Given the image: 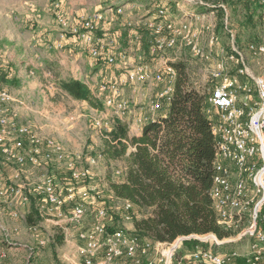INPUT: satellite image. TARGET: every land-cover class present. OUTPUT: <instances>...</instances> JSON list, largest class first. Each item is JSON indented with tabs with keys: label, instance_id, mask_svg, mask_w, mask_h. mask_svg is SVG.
<instances>
[{
	"label": "built area",
	"instance_id": "obj_1",
	"mask_svg": "<svg viewBox=\"0 0 264 264\" xmlns=\"http://www.w3.org/2000/svg\"><path fill=\"white\" fill-rule=\"evenodd\" d=\"M184 2L207 10L223 8L227 11L225 5L215 6L204 0ZM178 4L175 9H179ZM123 10L124 7H119L115 15L123 14ZM173 11L168 2L158 5L154 18L144 24L151 36L149 53L152 61H159V69L152 71L149 64H134L126 52L120 54L126 71L121 83L153 81L161 86L148 105L151 117L140 120L144 126L167 116L178 78L172 63L175 58L160 55L166 52L176 55L185 47L195 57L211 61L218 46L219 37L211 17L191 10L179 16ZM58 20L63 27L68 25L63 16ZM103 20V12H93L82 17L72 33L89 47L93 59L115 65L118 61L113 52L115 44L98 35ZM133 26L128 23V27ZM205 33L209 34V51L200 44ZM66 38L62 36L63 40ZM137 39L140 41L139 34ZM249 51L263 55L264 46L251 44ZM229 59L237 64L238 74L229 75L227 65L219 62L212 73L214 84L207 93V114L212 121L216 150L210 196L219 225L235 233L233 241H251L247 255L215 252L212 242L221 244L223 241L214 234L180 236L171 242H160L142 239L135 228H117L108 208L98 202V188L92 184L94 173L80 166L81 160L89 167L95 166L105 156L84 158L32 126L19 123L18 101L1 85L0 204L26 207L36 199L40 212L58 225L78 226V264H264V78L250 73L237 48L234 47ZM120 86L118 81H104L98 93L108 107L123 114L130 106L128 101L119 99ZM54 164L63 165L64 178L46 170ZM8 168L11 174L6 175ZM29 169H45V172L30 180L26 176ZM124 172L118 174L124 175ZM121 201L124 221L133 223L134 205ZM11 216L19 218L17 212H12ZM87 221L91 222L89 226ZM191 240L207 247L199 245L182 255L185 243ZM40 242L45 244L43 240Z\"/></svg>",
	"mask_w": 264,
	"mask_h": 264
},
{
	"label": "rangeland",
	"instance_id": "obj_2",
	"mask_svg": "<svg viewBox=\"0 0 264 264\" xmlns=\"http://www.w3.org/2000/svg\"><path fill=\"white\" fill-rule=\"evenodd\" d=\"M204 1L215 6L225 5L227 16L222 15L218 9L207 10L195 7L188 5L184 0H133L130 2L129 8H124L123 14L116 15L122 18L121 20L119 18L120 22L112 23L109 33V38L115 40L114 44L117 45L116 50L113 51L118 59L115 65L93 59L89 47L83 44L94 65H85L86 73L82 76H84L83 80L85 79L88 83L80 81L87 84L92 93L96 95L95 97L102 102L103 107L99 110L85 101L74 99L63 90L64 82L76 80L74 76H79L74 69L77 63L71 56L72 52L70 53L65 45L70 38L77 39L72 31L78 26L82 16H89L93 14L95 8L99 9L101 5L106 4L103 22L108 18L106 23L108 24L114 20L112 16L114 12L110 13L109 10L114 8L113 11H116L119 7L114 6L115 3L112 0H0V85L17 99L19 123L28 124L40 133L56 139L68 150L73 143H77L79 151L69 150V152L82 154L84 158L86 156L98 157L103 154L104 142L108 138L106 134L117 123L123 122L130 125L136 118L135 114L147 112L150 101L161 89V86L153 81L144 84L121 83V79L126 75L125 66L120 59L121 52H126L133 59L134 64L140 62L149 64L152 71L159 69L160 65L159 61H152L153 57L150 53L143 51L142 45L141 55L140 51L130 49L133 46L130 42V45L128 43L125 47L122 44L123 41L122 43L119 41V37L116 39L115 33L120 29L124 32H129L127 29L138 32L135 30L137 25L145 23L150 16L155 15L157 6L166 2L176 15H179V12L175 11L176 4L180 3L185 9L196 11V14L208 15L211 17L212 24L215 25V33L219 37V42L211 61L195 57L185 47L181 48L176 55L169 52L160 55L169 59L175 58L172 60L173 65L178 62L185 63L195 88L209 93L214 84L212 73L219 62L227 65L229 75L238 74L237 64L229 59L233 55L234 47L242 53L250 73L264 78V54L255 55L249 51L251 44L264 46V4H260L264 1ZM79 8L86 10L83 11L81 17L78 16V12L81 11L78 10ZM60 15L68 21L66 27L59 23ZM128 22L133 23L134 26L128 28ZM200 25H202L201 22H199V27ZM48 34L52 35L47 36ZM63 35L67 36L65 40L62 39ZM106 38L109 42L108 37ZM129 40L136 42L135 36ZM76 42L83 43L79 40ZM200 44L207 51L210 50L208 33L202 35ZM134 48H136L135 45ZM99 70L104 71L101 77L97 76ZM106 72L115 75L112 82L118 81L121 84L119 99L128 101L130 106L126 113H117L114 108L108 107L98 93L100 84L107 81ZM3 76L6 80H3ZM136 119L135 122L139 123ZM133 149L131 147L129 153ZM80 166L94 173L92 184L98 188L100 196L98 202L108 208L117 228L127 229L134 226L133 223L124 221L123 202L117 199L110 189L111 182L123 180L124 175L118 173L126 171L124 162L111 161L105 157L92 167L81 160ZM62 169H64L63 165L54 164L46 170L53 171L64 178L65 173ZM43 172L45 169H29L26 176L30 180H35ZM8 174H11L10 168L6 171V175ZM33 210H36L33 214L36 223L32 224L35 229L31 230L28 215L33 213ZM12 212H17L19 218H12ZM141 216V212L136 213L137 218ZM48 219L51 218L40 212L36 199H32L26 207L0 204V221L4 220L3 228L0 229V234L3 236L0 237L5 239L2 245L5 246L4 253L6 254L2 260L3 264H73L65 253L71 251L68 242L74 240L72 233L74 231L77 234L78 226L65 224L61 227L54 224L56 227L46 229L44 224ZM87 223L88 226L91 224L90 221ZM39 233L45 244H41L37 239V242L33 241L36 238L34 234ZM234 238V236L226 238L221 244L212 242L213 250L220 254L237 252L247 255L251 241L248 239L233 241ZM189 251L190 249H185L182 255H187Z\"/></svg>",
	"mask_w": 264,
	"mask_h": 264
},
{
	"label": "trees",
	"instance_id": "obj_3",
	"mask_svg": "<svg viewBox=\"0 0 264 264\" xmlns=\"http://www.w3.org/2000/svg\"><path fill=\"white\" fill-rule=\"evenodd\" d=\"M218 10L227 16L223 8ZM128 34L123 33L125 47ZM140 34L143 51L149 53L150 32L142 30ZM173 66L178 78L167 116L147 124L140 137H131L129 125L123 122L106 134L104 156L123 161L126 168L124 180L111 182L110 189L117 199L134 205L133 224L142 239L171 242L180 236L207 234L220 240L230 238L235 233L219 225L210 196L216 150L212 121L207 114V93L194 87L185 63ZM62 88L95 109L103 107L80 80H68ZM131 147L134 150L129 153ZM35 212L28 215L31 225L36 223ZM137 212L142 213L140 218L136 217ZM199 245L207 247L191 240L185 243V249Z\"/></svg>",
	"mask_w": 264,
	"mask_h": 264
},
{
	"label": "crops",
	"instance_id": "obj_4",
	"mask_svg": "<svg viewBox=\"0 0 264 264\" xmlns=\"http://www.w3.org/2000/svg\"><path fill=\"white\" fill-rule=\"evenodd\" d=\"M133 0H112V2L113 3H115V5L114 6H116V7H124L125 9L126 8H129V6H130V2H132ZM114 6H111V7H114ZM111 7H108V8H111ZM106 8H107V5L105 4V5H101V8H95V10H94V12H96V11H102L103 13H105L104 12V10H106ZM178 8L179 9H175V11L176 12H179L178 14H179V16H181V15H183V13H186V12H189L188 10L189 9H185V7H183V6H181L180 4H178ZM112 10H109V12L111 13V12H114V14L112 13V16H114V20H112L110 23H108V24H106L107 23V21H108V18H107V20H105L103 23H102V25H101V30L99 31V36H105V37H108V39L114 44L115 43V40H113L112 38H109V33H110V29H111V26H112V23H114V22H117V21H119L120 22V20H121V18H120V20H119V18L115 15V11H113L114 10V8H111ZM78 10H81V11H79L78 12V16L79 17H81V14L83 13V11L85 12L86 10L85 9H81V8H79ZM154 11H155V9H153ZM82 17H84V16H82ZM152 18H154V15L151 17L150 16V18H148L147 19V21H149L150 19H152ZM146 21V22H147ZM145 22V23H146ZM129 23V22H128ZM145 23H142V25H137L138 27H136V29H135V27H134V29L136 30V31H138V32H134L133 30H131V29H127V30H129V34H128V39H131V38H133V36H135V38H136V42L135 43H133V40H128V43L130 42L131 44H133V46H131L130 47V49H136V50H138V51H140V54H141V45H142V37H141V34H140V32L142 31V30H147L146 28H145V26H144V24ZM124 26H126L125 25V23H124ZM129 28V27H128ZM126 32V31H125ZM134 32V33H133ZM123 33H124V31H123V29H120L117 33H115L116 34V39L119 37L120 38V42L122 43V41H123ZM137 34H139L140 35V41H138V39H137ZM50 35H52V34H48L47 36H50ZM114 35V34H113ZM52 40V39H51ZM77 41V39H73V38H70L69 39V41L66 43V45H65V47L67 48V50L71 53L72 52V57H73V60L75 61V63H77L76 64V67H74V69H76V71L78 72V75L79 76H81V77H76V76H74L75 77V79L76 80H82V81H84L85 83H88V81H86L85 79L83 80V78H84V76H82V74H85L86 73V68H85V65L86 64H89V65H94V62H92L93 60L92 59H90L89 58V56H88V54H89V52L86 50V46L85 45H83V43H77L76 42ZM117 43V42H116ZM130 43H129V45H130ZM123 44V43H122ZM141 44V45H140ZM121 45V44H120ZM134 45L136 46V48H134ZM117 46V45H116ZM85 48V49H84ZM143 49V48H142ZM88 52V53H87ZM75 53V54H74ZM142 55V54H141ZM141 59V57L139 58V60ZM130 61L132 62L133 61V59L132 58H130ZM102 72H104L103 70H99V72L97 73V76L98 77H101V74H102ZM106 75H105V78L107 79V81H113L114 80V78H115V75H113L112 73L110 74L109 72H106L105 73ZM106 81V80H105ZM151 114H149V112L147 111H145V113H143V112H140V114H135V116H136V118H138V119H136L138 122L141 120V121H143V120H145L146 118H150L151 116H150ZM135 119H133V121H132V123L129 125V127H130V132H129V135L131 136V137H140V136H142V132H143V129H144V124H143V122H139V123H136L135 122ZM66 147V146H65ZM79 145L77 144V143H73L71 146H70V148H69V150H72L73 152H78L79 150ZM134 150V149H133ZM132 150V151H133ZM130 151V150H129ZM123 180H124V178H123ZM122 180V181H123ZM121 181V182H122ZM54 224H56V225H58V223H56L54 220H51V219H48V220H46L45 221V224H44V226H46L45 228L46 229H48V228H51V227H56V226H54ZM3 225H4V220H1L0 221V229H2L3 228ZM9 226V225H8ZM32 226V225H31ZM59 226H63V224L62 223H59ZM36 228H37V226H35ZM130 228H134V226L132 225ZM30 229L32 230V229H35L34 228V226H32V227H30ZM35 235V239L33 240V241H35V242H37L36 241V239L40 242L41 240H43L44 241V239H43V237H41V234L39 233L38 235H36V234H34ZM72 237H73V241L72 242H68V247L70 248V252L68 253H65L66 255H68L69 256V259L71 260V262L73 263V264H78V260H77V248H76V246H77V237H74V236H77V234L73 231V233H72ZM0 236H3V235H1L0 234ZM5 241V239H3V238H1L0 237V264H3V258L4 257H6V254L4 253V245H2V243ZM41 243V242H40Z\"/></svg>",
	"mask_w": 264,
	"mask_h": 264
}]
</instances>
